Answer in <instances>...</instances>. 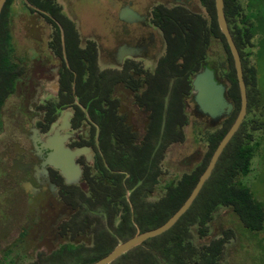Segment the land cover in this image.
<instances>
[{"label":"trees","instance_id":"1","mask_svg":"<svg viewBox=\"0 0 264 264\" xmlns=\"http://www.w3.org/2000/svg\"><path fill=\"white\" fill-rule=\"evenodd\" d=\"M23 1L55 27L53 40L59 41L60 26H70L71 40H77L72 22L61 15L55 0ZM199 1L206 11L203 15L177 6L157 4L152 7L149 20L160 30L164 40L163 52L152 69L139 62L118 70L100 69L85 54L86 49L73 47V51L79 53L75 56L78 73L74 90L97 124V141L94 159L83 166L81 173L86 187L77 190L71 200L76 210L70 226L87 230L90 243L65 242L47 253H36L21 264H82L96 259L117 243V237L122 240L135 230L162 222L188 194L239 106L232 59L216 22L213 0ZM10 2L5 0L0 8V105L20 72L19 63L13 58V40L8 28ZM263 6L264 0H223L227 27L241 61L246 110L210 173L188 207L168 228L105 264H223L231 228L222 229L206 241L196 242L195 236L208 234L210 220L224 207L234 213L245 230L262 229L264 201L254 196L243 177L251 170V160L260 144L254 130L261 122L256 121L253 113L257 104L264 109V95L256 84V65L247 61L253 54L254 28L260 25L258 13ZM214 40L221 42L226 54L225 62L218 66L208 63L209 47ZM204 62L225 82L226 95L233 106L214 125L199 127L195 132V139L206 141V149L197 165L168 176L162 161L165 149L185 137L183 127L188 123V114L183 98L191 93V75ZM129 82L133 100L144 112L140 132L131 123L130 115L121 110L119 98L111 95L116 83ZM102 233L111 234L110 242L91 253L97 245V235ZM6 254L0 256V264L10 262L11 256L7 258Z\"/></svg>","mask_w":264,"mask_h":264},{"label":"flooded vegetation","instance_id":"2","mask_svg":"<svg viewBox=\"0 0 264 264\" xmlns=\"http://www.w3.org/2000/svg\"><path fill=\"white\" fill-rule=\"evenodd\" d=\"M55 1L60 7L61 15L72 22L77 40H71L73 31L70 26H60L59 41L53 40L55 27L38 10H31L26 6L29 3L23 1L22 6L28 13L24 22L28 23L26 33L28 42L33 46L29 47L32 49L31 53L33 48L35 49L34 55L29 54V59L36 61L38 71H29L26 74L21 58L15 56V45L12 42L13 58L19 63L17 67L20 72L13 81L12 90L5 95L0 105V192L23 195L25 209L17 238L5 246L1 255L7 253V257L8 252H11L10 247L18 241L26 244L23 245L22 251L27 245L31 246V241L35 242L33 255L24 261L36 253H47L65 242L78 243L85 237H90L87 230L70 226L71 217L76 210L71 200L77 190L86 187L81 173L83 166L94 159L97 141V124L89 117L74 90L78 73L75 56L79 53L73 51V47L86 49L85 54L100 69L118 70L122 66H133L136 62L148 68L143 61L155 58L159 50L163 52L164 49L160 30L149 20L154 5L177 6L191 11H198L194 8L198 6L202 8V15L206 12L199 0H108L103 11L107 26L102 29L100 26L89 24L90 26L82 31L72 18L70 6L86 0ZM128 8L133 9L138 16L126 14ZM44 25L48 27L45 39L42 37L44 34L40 33ZM107 58L113 60L112 65L105 66ZM100 62L104 65H100ZM21 78L22 80H18ZM142 85H139L138 90ZM118 90L119 94L124 96L123 99L125 96L129 97L135 108L143 112L133 100L134 92L130 82L116 83L114 92L111 91V95L119 98L121 105ZM6 98L10 99L7 111L2 108ZM186 101L193 105L198 116L208 119L195 109L191 93L184 96L183 107ZM128 109L121 105V110L126 112ZM130 117L132 118V113ZM56 126H60L59 132L66 133L65 145L70 148H82L73 157L80 167V172L72 181H66L58 167L47 162V154L51 148L46 144V135ZM202 141L206 148V141ZM201 156L198 147L188 152L184 161L187 169L194 168ZM5 204H8L7 201ZM2 213L0 207V216ZM1 236L2 233L0 238ZM58 239L60 241L57 242ZM45 243L51 244L52 248L44 250Z\"/></svg>","mask_w":264,"mask_h":264},{"label":"rangeland","instance_id":"3","mask_svg":"<svg viewBox=\"0 0 264 264\" xmlns=\"http://www.w3.org/2000/svg\"><path fill=\"white\" fill-rule=\"evenodd\" d=\"M107 1L108 0H86L78 4L77 2H75L70 6L72 18L74 19L75 24L78 25L80 30L82 28V31H84L90 26L89 24L97 25V27L100 26V28L102 29L103 26H107V20H104L103 17V11L105 9L104 4ZM22 5V0H11V2L9 3L8 11L10 15L8 28L15 45V56L21 58L22 66L25 69L26 74H28L29 71L36 72L38 70L36 69V61L29 59V56L34 55L35 49L33 48V52L31 53L32 49L29 47L33 46L28 42L29 37L26 33V25L28 23L24 22L26 20V17L28 16V13ZM194 8L199 12H202V8L198 6H195ZM73 12L75 13V15H73ZM258 16L260 25L258 24L254 28L255 34L253 37V54L252 56H249L247 63L256 65V84L258 86V89L261 90L264 95V6L258 13ZM42 29L43 30L40 33L44 34L42 37L45 39L48 27L44 25ZM160 51L162 52L161 49L159 50V52ZM158 53L156 54L155 58L143 61L145 66L151 68L154 65L156 57L160 54ZM208 53V63H210L212 66H218L219 64L222 65L225 62L226 54L219 40H214L210 44ZM106 60L108 61L106 62L105 66L112 65L113 60H111V58H107ZM100 65H104V63L100 62ZM25 72L23 70V73ZM18 80H22V78ZM119 95L121 98V105H123L124 108H129L128 111L126 110V112L129 115L130 113H132V118L130 119L131 123L140 132L142 130L144 112L135 108V106L131 103L129 97L125 96V98L123 99L124 96L121 93ZM9 100V98H6V101L2 106L5 111H7L6 107L8 106L7 104L9 103ZM130 109L134 111H130ZM184 110L188 114V123L183 127L185 131V137L181 142L171 143L165 149V155L162 160L167 170L168 176H170L171 174H179V172L187 169V164L184 161H186L187 159L186 156L188 152L198 147L200 150V155L204 153L206 149L204 146V142L202 140H197L194 138L195 132L199 127L208 125L212 126V124H214L209 121V119L201 118L200 116H198L193 108V105H189L187 101L184 105ZM253 114L256 121L261 122L260 127L254 130V135L255 137L257 136L260 144L251 160V170L246 176L243 177V180L248 185H250L254 196L264 201V109H262L259 104H257L256 108H254ZM9 198L11 201H9ZM5 201H7L8 204H5ZM0 207L3 212L2 216H0V234L2 233V238H0L1 255L2 250H4L5 246H7L9 243L14 242L17 238L20 225L24 220L25 209L23 195H19L18 193H11L10 195L9 193L0 192ZM209 224V233L202 237L195 236L196 242L206 241L212 235L221 232V230L226 227H230L232 230V235L230 236V239L226 243L224 249L223 264H264V225L262 229L258 231H247L241 226L239 219L234 215V213L231 212L228 207L221 208L219 211H217L214 217L210 220ZM5 232L6 234H4ZM134 232L137 231L135 230ZM28 240L30 239L28 238ZM110 240V233L98 234L96 239L97 245L90 252L94 253L97 250L103 249L108 245ZM120 240L121 239L117 237L116 241L118 242ZM58 241H60V239H58L57 242ZM82 242L89 244L90 237H85ZM30 243L31 246L27 245V247L23 249L24 252L22 251L23 245H26L24 244V242L18 241L14 245H12L10 247L11 252H8L7 256V258L11 256V259L9 261L13 262L12 264H20L19 261L22 262L24 259L32 256L34 253L33 250L35 242L31 241ZM43 248L44 250H50L52 248V245L47 243Z\"/></svg>","mask_w":264,"mask_h":264},{"label":"water","instance_id":"4","mask_svg":"<svg viewBox=\"0 0 264 264\" xmlns=\"http://www.w3.org/2000/svg\"><path fill=\"white\" fill-rule=\"evenodd\" d=\"M4 1L5 0H0V8ZM213 4L218 28L224 36L231 55L232 65L234 68L238 87L239 106L235 113V116L217 141L215 147L210 153L206 164L200 171L188 194L172 213H170L162 222L158 223L157 225L133 233L125 239L118 241L106 253L100 255L92 261L83 264H105L131 246L141 242L149 236L158 234L168 228L191 203L202 183L214 166V163L222 148L224 147L230 136L233 134V132L236 130L244 116L246 110V92L238 49L227 27L223 12V0H213ZM125 13L133 17L138 16V13H136L131 8H128ZM190 84L191 97L195 109L200 114L205 115L209 119V121L215 123L221 117L227 115L230 112L233 104L226 95V84L225 82L216 78L215 72L211 66L203 63L201 67L191 75ZM59 127L60 126L54 127L53 130L46 135V144L51 148L47 154V162L58 167L59 171L66 181H72L78 176L80 172V167L76 162H74L73 157L76 153L82 150V148H70L65 145L64 138L66 133L59 132Z\"/></svg>","mask_w":264,"mask_h":264}]
</instances>
